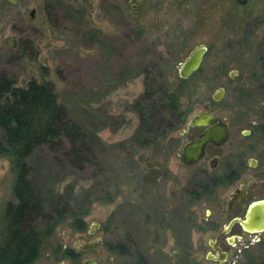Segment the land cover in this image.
<instances>
[{
  "label": "rangeland",
  "instance_id": "1",
  "mask_svg": "<svg viewBox=\"0 0 264 264\" xmlns=\"http://www.w3.org/2000/svg\"><path fill=\"white\" fill-rule=\"evenodd\" d=\"M196 46L206 52L179 97L184 123L153 142L136 137L142 95L155 100L163 88L174 91L179 64ZM263 58L264 0H0V77L13 87L47 84L85 139L76 156L65 144L39 146L28 159L31 186L47 212L63 205L84 213L83 231L71 219L57 225L35 264H72L53 251L81 243H94L86 257L98 264H216L206 259L213 256L207 243L229 219L223 209L232 185L192 199L207 159L185 167L178 150L198 134L186 131V122L208 112L230 129L216 176L226 163L235 167L237 154L242 166L255 155L245 150L260 143L253 134L264 124ZM218 88L223 96L214 102ZM244 130L252 135L243 138ZM254 178L242 171L239 182L250 181L246 201L264 194ZM11 182L1 158L0 242L4 207L15 202ZM233 233L232 247L222 243L224 264H264V231L239 234L234 226Z\"/></svg>",
  "mask_w": 264,
  "mask_h": 264
},
{
  "label": "trees",
  "instance_id": "2",
  "mask_svg": "<svg viewBox=\"0 0 264 264\" xmlns=\"http://www.w3.org/2000/svg\"><path fill=\"white\" fill-rule=\"evenodd\" d=\"M262 63L264 73V58ZM178 80L174 91L163 88L154 94L155 100L143 93L145 107L139 108L136 137L145 135V139L151 138L153 142L157 137L162 138L165 131L175 130L184 123L186 111L180 109L179 97L186 80ZM162 112L166 117L160 115ZM84 140L79 127L66 118L51 87L34 80L23 87H13L9 79L0 77V159L5 158L9 163L10 191L15 201L6 204L2 213L5 233L2 237L7 243L0 246V263H31L44 237L50 236L66 219H71L73 229L83 231L82 211L67 212L63 205L55 211L45 210L31 186L28 159L39 146L60 149L65 144L69 145L66 154L76 156L75 145L83 146ZM207 189L202 183L190 195L199 200ZM135 264L142 263L137 259Z\"/></svg>",
  "mask_w": 264,
  "mask_h": 264
},
{
  "label": "flooded vegetation",
  "instance_id": "3",
  "mask_svg": "<svg viewBox=\"0 0 264 264\" xmlns=\"http://www.w3.org/2000/svg\"><path fill=\"white\" fill-rule=\"evenodd\" d=\"M214 122L215 121H212L210 122V124H213ZM222 122L225 124L227 128V132H228L226 140L218 146H215L213 144H206L203 149L202 157L191 166H194L197 162H199L201 159L206 157L207 159L206 164H207L208 170L202 172L203 177H204L203 184H205L206 187H208L207 191L203 195V197L205 198L213 197L217 189H219L222 186H226V184L232 185L231 190L225 196L224 209H223L224 214L226 216H229V219L226 222V224L221 227V230L219 231V233L207 243V246L210 249V252L212 253L213 257L217 256L216 255L217 252L225 254L224 261L221 263V264H224L227 253L226 251L223 250L222 243L224 242V244H226L228 247H232L234 245V240H236L237 237L235 236L234 233L229 234L234 226L237 227L239 234L240 233L246 234V235L259 234V233H246L241 229V227L237 223H233L232 225H230V227H228L227 233L223 234V232L231 221H234L236 219L238 220L244 219V215L246 213L247 207L250 204L264 200V194L263 195L259 194L258 196L251 197L249 201H246L249 195V189H250L249 182L250 181L239 182V180L242 178V171H245L247 168L253 171L256 176V178H254L255 181H257L258 183L256 187L264 186V124L261 127L257 128L256 131L258 135L253 134V137L257 138L260 141V143L257 146H255L254 144L246 145L247 149L245 150V152H255L254 153L255 155L247 157L244 161V166H242L243 160L239 159V157L242 154H237V156L235 157L236 158L235 167L229 166L226 163L225 172L219 176H216L215 172L218 170L220 166V163H219L220 160L218 158L219 153L217 151L221 150V148H223L227 144V141L230 138V129L223 120ZM252 125L254 126L255 123L253 122ZM185 128H186L185 129L186 131L191 130V129L198 130L197 135H199L202 132L201 128L188 127L187 122L185 124ZM185 130L184 132H186ZM197 135H195L194 137H196ZM251 135L252 134L248 130H244L241 132V136L243 138H249ZM194 137H192L191 139H193ZM233 148L235 149L237 148L236 149L237 153L241 151L237 145L235 146L233 145ZM229 158L232 159L231 155L228 157V159ZM90 233H93V231H90ZM3 234L5 233L2 232L1 235ZM51 235L52 233L50 234V236ZM50 236L44 237L41 243H46V239L49 238ZM1 238H2V241L0 242V246L5 245L7 243V241L4 240L3 237ZM92 244L94 245V243L77 244L73 249H68L66 247H57L56 250L53 251V253L56 255H59L58 259L69 261L72 264H98L94 256L86 257V253L92 249V246H93ZM44 249L46 248L40 247L37 257L29 264H35L37 260L39 259L38 257L41 255V251ZM106 249L113 252L115 248L106 246ZM212 262L219 264V262L217 261H212Z\"/></svg>",
  "mask_w": 264,
  "mask_h": 264
},
{
  "label": "water",
  "instance_id": "4",
  "mask_svg": "<svg viewBox=\"0 0 264 264\" xmlns=\"http://www.w3.org/2000/svg\"><path fill=\"white\" fill-rule=\"evenodd\" d=\"M181 2L184 0H174ZM238 6H243L252 0H233ZM32 14V12H31ZM30 14V15H31ZM206 52L204 46L194 47L187 56L179 64L177 70V76L181 80H186L193 75L200 67L203 60V56ZM234 72H229V76L233 77ZM223 89L218 88L212 95V100L218 102L223 96ZM215 121L213 124L210 122ZM187 126L190 128H201L202 132L185 143L180 150V161L185 167L193 165L203 155V149L206 144H213L218 146L222 144L227 138V128L222 120L218 119L214 115L203 112L197 115H193L187 122ZM233 223H237L241 229L246 233H261L264 231V200L250 204L247 207L244 219L231 221L223 234L227 233L228 227ZM95 229L97 225L93 226ZM216 257L208 254L207 260L217 261L221 264L224 261L225 254L217 252Z\"/></svg>",
  "mask_w": 264,
  "mask_h": 264
}]
</instances>
